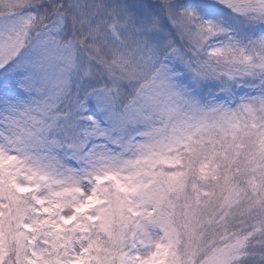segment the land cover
<instances>
[{
  "label": "snow or ice",
  "instance_id": "snow-or-ice-1",
  "mask_svg": "<svg viewBox=\"0 0 264 264\" xmlns=\"http://www.w3.org/2000/svg\"><path fill=\"white\" fill-rule=\"evenodd\" d=\"M0 264H264V0H0Z\"/></svg>",
  "mask_w": 264,
  "mask_h": 264
}]
</instances>
